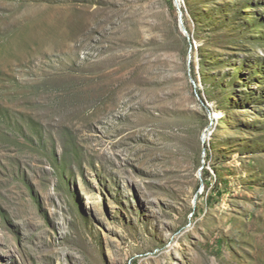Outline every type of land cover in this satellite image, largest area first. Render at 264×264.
Segmentation results:
<instances>
[{"label": "rangeland", "instance_id": "obj_1", "mask_svg": "<svg viewBox=\"0 0 264 264\" xmlns=\"http://www.w3.org/2000/svg\"><path fill=\"white\" fill-rule=\"evenodd\" d=\"M0 264H264V0H0Z\"/></svg>", "mask_w": 264, "mask_h": 264}, {"label": "water", "instance_id": "obj_2", "mask_svg": "<svg viewBox=\"0 0 264 264\" xmlns=\"http://www.w3.org/2000/svg\"><path fill=\"white\" fill-rule=\"evenodd\" d=\"M180 24H181V29H182V31H183L185 34H187L186 27L184 26L183 21H182V15L180 16ZM206 136H207V133H204L203 138H202V141H203V144H204V145H205V142H206V140H205V137H206ZM205 153H206V147L204 146V148H203V154L205 155ZM202 169H203V167L200 168V171H201ZM197 197H198V195L195 196L194 200H196Z\"/></svg>", "mask_w": 264, "mask_h": 264}, {"label": "bare ground", "instance_id": "obj_3", "mask_svg": "<svg viewBox=\"0 0 264 264\" xmlns=\"http://www.w3.org/2000/svg\"><path fill=\"white\" fill-rule=\"evenodd\" d=\"M177 2H179V0H177ZM207 139V136L205 137V140ZM197 200V199H196ZM196 200H193V204H196Z\"/></svg>", "mask_w": 264, "mask_h": 264}]
</instances>
